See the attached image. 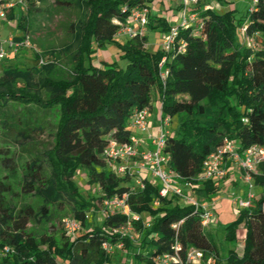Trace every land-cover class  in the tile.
Masks as SVG:
<instances>
[{"label": "trees", "instance_id": "16d2710c", "mask_svg": "<svg viewBox=\"0 0 264 264\" xmlns=\"http://www.w3.org/2000/svg\"><path fill=\"white\" fill-rule=\"evenodd\" d=\"M80 1L86 15L77 26V48L65 76L51 74L53 62L40 69L10 68L0 76V110L10 104L15 109V114L1 119L7 145L0 150V166L5 171L0 176V247L9 246L11 250L0 258V264L112 263V257L102 249L104 240L121 241L125 248L135 251L129 236L114 232L128 222L127 215H110L101 225L91 223L74 239L62 235L59 240L53 221L62 219V212L68 209L84 227L87 212L96 207L97 200L130 190L131 177L109 170L103 153L112 139L131 140L134 110L150 108L156 95L163 114L173 117L184 113L179 134L169 135L166 151L183 181L198 184L200 197L211 199L217 192L218 183L199 182L197 176L207 156L226 138L236 139L242 149L253 144L264 146V0H258L252 10L251 4L241 15L237 7L203 11L201 34L182 30L180 38L187 41L186 50L170 53L150 50L143 35L117 42L121 25L115 19L125 22L128 13L122 11L123 7L141 0L77 3ZM23 17L21 14L17 23L27 33ZM245 21V38L254 39L261 45L259 49L239 47V29ZM170 26L167 17L150 15L151 30L167 33ZM108 43L120 48L121 57L128 61L126 67L117 61L94 63L95 53ZM164 56L169 68L165 82L159 67ZM50 110L58 112L52 143L31 153L29 141L46 129L47 120L40 112ZM14 144L30 156L21 169ZM78 169L86 172L88 183L99 186L102 194L86 197L80 192L74 179ZM18 177L20 193L12 181ZM253 180L256 186L264 187V162ZM125 181L129 184L123 185ZM25 197L37 198L40 204L24 201ZM156 199H160L159 205L154 204ZM129 204L131 212L141 216L132 221L133 226L145 233L140 248L146 254L137 253L138 262L162 264L160 257L175 254L176 245H180L178 254L184 264L192 247L205 252L199 264H206L210 252L220 254L193 205L177 197H160L159 188L149 182L129 195ZM143 214L149 217L147 223ZM241 222L246 226L242 255L235 248ZM30 223H52L53 228L37 234L29 228ZM226 239L234 247L224 262L215 264H264V191L255 194L253 207L241 208L237 219L227 227Z\"/></svg>", "mask_w": 264, "mask_h": 264}, {"label": "built area", "instance_id": "2783aa9c", "mask_svg": "<svg viewBox=\"0 0 264 264\" xmlns=\"http://www.w3.org/2000/svg\"><path fill=\"white\" fill-rule=\"evenodd\" d=\"M133 6L125 5L123 12L128 13L125 22L115 19L121 25L118 35H128L130 38L136 35H144L150 23L151 4L147 0H141ZM258 0H252V10ZM181 11V21L172 24L170 30L161 38V49L167 53L172 51L184 52L187 48V41L180 38L181 31L190 29L194 34H201L204 26L202 17L203 11L222 10L217 0H177ZM28 0H0V25L7 22L10 12L17 7H25ZM18 18V17H17ZM18 21V20H17ZM136 25V27L134 26ZM248 22L240 27L239 31L245 36ZM147 45V44H146ZM148 46V45H147ZM35 49L31 37L28 33L22 35H9L6 38L0 37V62L8 58L11 54L16 55L22 50ZM167 56H164L159 64L160 73L165 82L169 75L167 67ZM50 61H45L43 57L39 59V66H43ZM171 116L160 112V123L157 131L153 130L149 117V108L135 109L130 125L132 129L139 131L141 136L132 135L129 142H118L111 140L106 146L103 156L106 167L119 175H129L131 177V188L124 194H116L112 197L104 195L102 202L103 215L109 217L113 214H123L128 216V222L115 228L114 232L121 236H129L126 227H131L132 221L139 220L141 216L131 212L129 195L137 190L145 188L147 182L159 188V195L162 198L177 197L181 202L195 207V212L201 217V223L205 227L215 214L211 205L207 202H199L190 197L184 188L187 185L191 190L198 184L185 183L182 176L171 166V155L166 151V145L171 134L169 125ZM148 144L149 146H145ZM264 162V146L253 144L247 149H242L236 139L226 138L224 143L205 159L202 170L197 176L199 182L214 181L219 183L226 179L231 170H238L242 173V178L249 184V191L244 197L235 198V203L240 208H251L254 205L255 193L253 192V174L259 165ZM155 205L160 204V199H156ZM67 235L74 239L83 228L80 220L76 217H68L64 220ZM176 226V225H174ZM130 237V236H129ZM102 249L108 256H113L117 249H121V241L114 243L110 240L102 242ZM175 254H164L159 261L162 264L180 262L178 250L180 245H176ZM9 246L0 247V258L10 251ZM205 256L202 249L192 247L188 250L186 263L199 264ZM211 262V261H210ZM104 264H112L105 262Z\"/></svg>", "mask_w": 264, "mask_h": 264}, {"label": "rangeland", "instance_id": "374dc122", "mask_svg": "<svg viewBox=\"0 0 264 264\" xmlns=\"http://www.w3.org/2000/svg\"><path fill=\"white\" fill-rule=\"evenodd\" d=\"M217 1L219 5L222 6L221 9L223 11L231 9L232 7H237L238 15L244 13L247 10V7L252 4V0H224V2H221L220 0ZM148 2L151 3V11L153 16L165 13L164 15L169 16L172 24H176L181 21V11L177 8L178 4L175 0H170L172 3V11H174V13L169 12L170 10L168 6L162 4V1ZM21 14H24V26L27 28V33L30 35L36 50H22L20 53L16 54L13 60L8 59L7 61L3 62V65L0 66V76L3 74L6 68H27L33 66L39 68V59L41 57H43L45 61L54 63L55 66L51 72L53 76H65L70 68L69 60L71 54L77 48V26L86 15V8L82 1L77 3V0H28V3L25 7L20 6L15 9V17L8 18L7 25H5L4 28L2 25H0V35L2 38H6L9 35L23 34V30L18 26L17 23V17H19ZM147 35L149 36L150 42H156L158 39L163 38L165 32L149 30L147 31ZM116 37V40L119 43H125L130 39V37L126 35H116ZM160 43L161 41L158 45H151L149 43V49L152 51L160 49ZM238 45L241 49L251 46L256 50L261 47V45L258 44L254 39H246L241 32L238 35ZM21 54L23 56H19ZM37 54L41 55L40 58H37ZM121 55L122 51L116 45V43H108L106 44L105 48H101L95 53L93 60L97 65L102 64L103 61L106 60L117 61L119 66L126 67L128 61L122 58ZM205 103L207 104V101H205ZM151 105L152 111L150 115H157L159 109L157 95L154 96ZM13 114H15V109L11 104L7 108L0 110V150L7 145L4 142L5 136L2 132L4 128L2 126L1 119H3V117L6 115L10 117ZM183 114L184 113H181L171 117V124L168 128L176 135L179 134L180 123ZM40 115L47 120L46 129H44L42 132H37L35 139H33V141H29L28 147L31 150V153L35 150H43L44 146L52 143L53 133L56 129L58 121L57 110H50L47 112L41 111ZM13 146L17 151L16 153L18 157L16 160L20 165L19 169H21L22 165L24 164V160L28 159L30 156L28 153L23 152L19 145L14 144ZM1 155L2 153L0 152V156ZM4 175V168L0 166V176L3 177ZM74 179L78 183L79 190L84 196L98 197L100 194H102L99 186L88 183V176L82 169L77 170ZM12 181L15 191L20 193V178L18 177ZM230 183L231 182L228 180L220 181L218 183L217 192L211 199L200 197L197 193V188L195 191L185 189L186 193L190 197L198 200L201 203L207 202L209 205H211L215 214L214 218L210 220L209 224L204 227V231L210 234L212 240L218 245L220 254L215 252L208 253L206 264H215L216 261L221 263L224 262L225 258L228 256L229 250L234 247V245L226 239V230L227 227L237 219L241 210L234 200L235 198L244 197L246 195V193L249 191V184L246 183L243 178H239L238 176L235 183ZM122 184L128 185L129 183L125 181L122 182ZM253 185L254 186L252 190L256 195L264 191V187L256 186L254 180ZM16 200H18L17 202H21L18 198H16ZM23 200L35 205L40 204V201L34 197H25ZM102 210V202L97 200L96 207H92L87 212V224L81 229L79 234L85 233V231L89 229L91 223L97 225H101L103 223L105 217ZM62 213H65L62 214V219H55L53 221L58 229L57 238H59V240L63 239L62 235H65L66 237L68 236L65 230L64 220L68 217H74L72 212L68 211V209H65V212ZM142 217L145 223L149 221L147 214H143ZM29 228L37 234H42L47 229H52L53 226L52 223L49 225L46 223H40L37 225L30 223ZM126 231L130 236L133 247H135V251H130L123 245L121 249H117L113 254L112 264H146L145 261L141 263L138 262V259L135 256L140 252L146 254V250L140 248V244L145 233L133 225L131 227H126ZM237 234L239 235L237 236L238 241L244 240L246 234L245 222L238 224ZM243 247L244 246L239 244V242H237V245H235V248L238 251H241Z\"/></svg>", "mask_w": 264, "mask_h": 264}, {"label": "crops", "instance_id": "0c3cea01", "mask_svg": "<svg viewBox=\"0 0 264 264\" xmlns=\"http://www.w3.org/2000/svg\"><path fill=\"white\" fill-rule=\"evenodd\" d=\"M155 1H157V2H161L162 1V4H164L165 6H168V8H169V12H171V13H174V11H172V3L170 2V0H155ZM176 2H177V0H175ZM151 4V3H150ZM177 4H178V2H177ZM177 8L179 9V4H178V6H177ZM165 13H161L160 15H157V16H165L164 15ZM13 15H15V10L14 11H12V12H10V14H9V17H12ZM165 17H167L168 19H169V16H165ZM170 20V24H171V19H169ZM2 26H3V28H4V26L5 25H7V22H3L2 24H1ZM135 27H136V25H134ZM3 28H2V30H3ZM149 30H151V29H149L148 27L146 28V30H145V34L143 35V36H145V37H147V40H146V44L148 45V47H150V45H149V43L151 44V45H153V44H159V42L161 41V39H158L156 42H150V40H149V36L147 35V31H149ZM23 34H24V32H23ZM17 36H19V35H22V34H16ZM125 35V34H124ZM126 36H128V35H126ZM0 37L2 38V36L0 35ZM117 38V37H116ZM161 49V48H160ZM156 50H158V49H156ZM156 50H154V51H156ZM15 56L16 55H13V54H11L8 58H6L5 60H3V61H1L0 62V66H2L3 64V62H5V61H7L8 59H10V60H13L14 58H15ZM19 56H23L22 54L21 55H19ZM7 69H10V68H6L5 70H7ZM158 98V97H157ZM158 102H159V109H158V113H157V115L156 114H153V116L152 115H150V113H151V111H152V105L150 106V108H149V117H150V121H151V126L153 127V130L154 131H157V129H158V126H159V123H160V112H161V103H160V100H159V98H158ZM133 130V132H132V135H139V136H141V134L139 133V131H137L136 129H132ZM171 132V134L172 135H176L174 132H172V131H170ZM145 146H149L148 144H145ZM237 176L239 177V178H242V173L240 172V171H238V170H231V172H230V175L226 178V179H224V180H228L229 182H231V183H235L236 182V179H237ZM223 180V181H224ZM230 183V184H231ZM184 188L185 189H188V190H190V191H193V190H191L187 185H184ZM189 191V192H190ZM237 236H239L238 234H237ZM239 242V244H242L243 246L245 245V238H244V240H242V241H238ZM241 242V243H240ZM244 248V247H243ZM243 248H242V250L241 251H238L237 249V252L240 254V255H242V253H243Z\"/></svg>", "mask_w": 264, "mask_h": 264}]
</instances>
